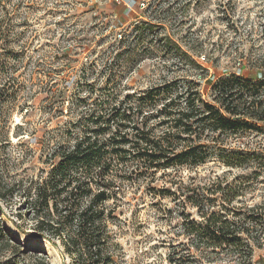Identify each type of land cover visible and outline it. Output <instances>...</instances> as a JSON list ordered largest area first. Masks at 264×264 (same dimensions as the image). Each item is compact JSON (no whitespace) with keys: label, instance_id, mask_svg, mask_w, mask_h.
I'll use <instances>...</instances> for the list:
<instances>
[{"label":"rangeland","instance_id":"obj_1","mask_svg":"<svg viewBox=\"0 0 264 264\" xmlns=\"http://www.w3.org/2000/svg\"><path fill=\"white\" fill-rule=\"evenodd\" d=\"M141 22L155 26L145 34L146 42L137 39ZM161 35L170 37L179 53L191 54L196 67L158 51L151 41ZM231 75L264 79V0H0V231L28 252L0 248V264H39L40 259L74 264L63 240L46 224L47 208L37 204L60 151L89 128L109 126L98 133L102 143L109 141L119 124L107 122L114 110L138 108L144 93L155 87L172 89L146 99L145 113L171 99L182 104L184 97L177 95L193 81L202 99L213 103L212 85ZM97 116L103 117L98 125L93 124ZM132 116L140 123L141 114ZM152 120L144 135L161 137L166 128L158 125L159 118ZM259 125L223 147L251 155L241 167H226L206 140L211 147L206 164L156 172L153 179L134 170L135 163L123 166L113 159L122 192L106 205L111 217L96 233L101 244L93 253L100 247L101 264H171L175 251L185 255L192 249L184 220L201 221L197 209L183 203L186 195L196 190L217 199L208 191L228 183L240 196L226 206L235 208L241 229L249 230L240 235L249 236L253 263L264 264V212L257 225L247 213L264 204V125ZM120 131L132 139L143 135L131 125ZM161 190L176 197L158 194ZM217 203L224 204L219 198ZM41 219L46 222L42 232ZM257 240L260 247L254 245ZM192 251L194 264H228Z\"/></svg>","mask_w":264,"mask_h":264},{"label":"trees","instance_id":"obj_2","mask_svg":"<svg viewBox=\"0 0 264 264\" xmlns=\"http://www.w3.org/2000/svg\"><path fill=\"white\" fill-rule=\"evenodd\" d=\"M153 12L159 13L158 9ZM154 27L151 22H141L135 29L138 41L146 42L143 39L146 38L145 34ZM151 42L156 43L157 50L164 52L163 54H175L182 61H187L189 65L196 67L192 55L187 52L179 53V47L174 45L170 37L161 35L156 41ZM194 49L192 47L193 53ZM199 79H205L204 75H200ZM196 82H188L183 87V94L177 95L184 97L182 104H176L175 99H171L154 113H145L144 101L156 94L170 91L172 86L155 87L144 93V97L140 99L143 103L139 104L138 108L128 107L129 109L126 110L122 105L118 109L112 107L116 112L107 119V122L114 121L119 124L116 126L118 130L114 135L112 134L109 141L102 143L98 138V133L101 131L103 132L100 134L105 133L109 130V126L100 127L98 130L89 128L71 148L60 151L59 165L38 193L37 204L44 209L47 208L51 218L47 223L41 219L38 230L44 231L46 223L52 231H55V234L63 240L69 254L73 256L74 264H101L100 247L93 253V248L101 244L100 237L96 233L106 227L111 217L112 213L107 211L106 205L118 200L122 192V188L118 186L120 177L118 169H115L112 162L113 159L121 161L123 166L135 163L134 170L145 175L150 173L153 179L156 172L206 164L211 158V147L204 143L206 140L217 147L219 161L228 168L241 167L250 161L249 153L238 152L233 147L231 149L223 147H226L227 142L234 136L249 132L253 128L260 129L259 123L264 125V79L261 81L242 79L238 75L222 78L212 85L213 103L202 99L197 89L200 85ZM134 113L142 115L140 123L135 121L132 116ZM156 117L160 119L158 125L165 127L166 131L158 138H152L148 133L144 135V132L151 131L150 121L157 119ZM102 118L93 117V124L98 125ZM130 125L138 134H143L141 139L136 137L132 139L128 133L120 131ZM89 132L96 136L89 135ZM119 134L121 135L118 136ZM115 173L118 176L114 177ZM125 175L126 173H121V176ZM189 190L188 193L192 191ZM195 192L196 190H193V195H186V199L183 200L184 204L196 208L201 218V221H190L186 218L183 222V232L190 238L192 249L186 250L185 255L175 251L169 258L170 263L194 264L197 259L192 255L194 250L199 255L207 253L211 256L209 260L215 256L218 261L228 260V264H254L253 246L250 244L249 236L244 240L240 235L249 234V230L241 229L235 208L226 206V204L232 205L240 196L238 187L230 183L225 187L218 184L216 190L208 191L212 196H218L224 204L217 203L218 198L202 197ZM158 194L170 198L176 197V194L166 190H161ZM52 200L53 207L48 210ZM260 212L261 214L264 212V204L247 210L251 221L256 218L253 222L256 225L262 219ZM3 233L4 229H1L2 250L28 254L22 245L13 242ZM82 241L86 243L87 253L83 251L85 248L82 247ZM254 245L260 247L262 243L257 240ZM38 262L46 264L42 259Z\"/></svg>","mask_w":264,"mask_h":264},{"label":"bare ground","instance_id":"obj_3","mask_svg":"<svg viewBox=\"0 0 264 264\" xmlns=\"http://www.w3.org/2000/svg\"><path fill=\"white\" fill-rule=\"evenodd\" d=\"M15 238V237H14Z\"/></svg>","mask_w":264,"mask_h":264}]
</instances>
